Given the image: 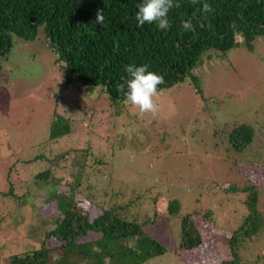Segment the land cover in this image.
Here are the masks:
<instances>
[{"label": "rangeland", "instance_id": "374dc122", "mask_svg": "<svg viewBox=\"0 0 264 264\" xmlns=\"http://www.w3.org/2000/svg\"><path fill=\"white\" fill-rule=\"evenodd\" d=\"M38 36L14 39L0 63V264H10L13 254L38 249L42 240L47 247H58L59 242L45 235L60 214L54 194H69L76 179L80 185L72 191L74 201L88 211L90 220L113 205L135 206L137 214L150 217L155 207L160 209L143 229L167 250L142 264L232 260L228 240L249 214L246 202L252 186L262 226L239 241L237 253L239 264H264V34L255 37L250 49L235 46L204 58L194 69L199 86L185 81L180 89L161 90L159 119L124 104L119 119L128 120L138 132L133 128L135 141L124 145L120 139L130 131L118 137L112 123L103 126L107 121L98 117L105 103L95 100L96 90L72 82V97L61 92V68ZM53 110L81 121L73 123L68 138L48 144ZM241 124L252 127L255 135L236 153L221 131ZM87 140L94 154L105 158L100 165L87 158L86 167L74 177L71 164L81 158L75 149L87 147ZM64 152L58 165L48 164ZM41 153L44 157L32 158ZM46 167V181L34 180ZM174 200L180 208L172 215L167 208ZM184 216L201 238L192 250L178 244ZM94 236L89 231L76 240ZM53 253L55 259L61 255Z\"/></svg>", "mask_w": 264, "mask_h": 264}, {"label": "trees", "instance_id": "16d2710c", "mask_svg": "<svg viewBox=\"0 0 264 264\" xmlns=\"http://www.w3.org/2000/svg\"><path fill=\"white\" fill-rule=\"evenodd\" d=\"M142 2L0 0V63L6 59L14 39L33 40L39 34L38 37L50 48L54 64L61 68V92H70L68 97H72L76 92L68 89L72 82L86 91L96 90L95 100L101 99L105 103V108L99 109V120L107 121L102 123L103 126L112 123L114 135L118 137L130 131L120 142L124 145L128 140L131 144L135 141L134 134L138 132L134 126L136 133L129 126L128 120L119 119L121 108L127 103L124 102L123 93L117 91V85L129 78L125 71L127 65H148L149 71L162 75L164 83L158 86L160 91L180 89L185 81L199 86L194 69L204 58L213 56L215 52L225 54L235 46L250 49L255 37L264 34V0H198L195 4L192 0H174L180 6L169 12L171 27L167 30L158 29L155 23L137 26L135 16ZM203 2L210 4L214 11H199ZM101 10L104 26L96 23L97 12ZM184 20H191L195 31L183 30ZM201 24L204 26L201 27ZM2 76L0 64V78ZM71 104L77 106L73 102ZM92 111L89 119L94 116ZM159 116L156 114L153 117L159 119ZM132 117L133 114L129 118ZM78 120L53 110L47 143H58L68 138L73 134V123ZM221 132L227 135L228 147L236 153L250 145L255 135L253 128L246 124L235 125L229 131ZM90 145L92 143L87 140V147L74 148L81 157L71 164L74 177L80 175L89 157L91 164L103 163L104 154H94ZM66 154L64 152L49 158L48 164L58 165ZM41 157H44L42 153L32 158ZM49 171L46 167L33 179L46 181ZM74 183L69 187V194H54L60 214L53 221V228L45 235L59 242L58 247H47L42 240L38 249L11 255L10 264H142L166 252L167 248L143 229L155 220L160 213L159 208L155 207L150 217L137 214L135 206L130 210L129 206L113 205L102 208V212L90 220L88 211L74 201L72 191L80 185L77 179ZM248 192L246 206L249 214L228 240L233 259L223 260L221 264H239V241L255 235L262 226L256 211L257 192L252 186ZM179 208L174 200L167 209L173 215ZM89 231L96 236L89 240H76V237ZM200 241L192 221L184 216L180 224L179 248L192 250ZM55 250L61 252L56 259L53 258Z\"/></svg>", "mask_w": 264, "mask_h": 264}, {"label": "clouds", "instance_id": "9594fccd", "mask_svg": "<svg viewBox=\"0 0 264 264\" xmlns=\"http://www.w3.org/2000/svg\"><path fill=\"white\" fill-rule=\"evenodd\" d=\"M197 2L198 0H192L193 4ZM179 6V3H175L174 0H143L138 6L135 16L138 22L137 26L143 27L146 23H155L158 29L167 30L171 27L169 12ZM199 11L211 13L214 9L207 2H203ZM96 23L104 26L102 10L97 12ZM200 26L203 27L204 25L201 24ZM182 28L185 31H195V26L191 20L182 21ZM148 68V65H127L125 71L129 78L117 85V91L123 93L124 102L138 109L141 115L151 114L155 116L160 110L158 86L164 83V78L162 75L149 71Z\"/></svg>", "mask_w": 264, "mask_h": 264}]
</instances>
